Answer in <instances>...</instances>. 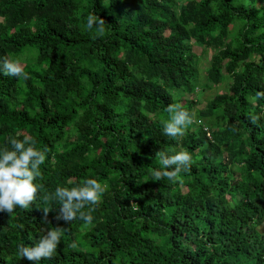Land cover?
<instances>
[{"label": "trees", "instance_id": "trees-1", "mask_svg": "<svg viewBox=\"0 0 264 264\" xmlns=\"http://www.w3.org/2000/svg\"><path fill=\"white\" fill-rule=\"evenodd\" d=\"M194 48L211 52L201 78ZM15 55L27 79L0 72V149L48 152L35 201L0 212V264H264V0H0ZM170 103L194 114L182 137L163 132ZM169 149L192 155L182 183L152 180ZM85 178L108 186L92 224L57 220L44 193ZM52 227V259L19 258Z\"/></svg>", "mask_w": 264, "mask_h": 264}, {"label": "clouds", "instance_id": "clouds-1", "mask_svg": "<svg viewBox=\"0 0 264 264\" xmlns=\"http://www.w3.org/2000/svg\"><path fill=\"white\" fill-rule=\"evenodd\" d=\"M105 21L95 13L87 16L86 27L88 30L95 28V35L105 33ZM0 72L7 76L22 77L27 79L24 66L18 59L4 57L0 59ZM264 98V92L258 91L256 99ZM168 119L162 121L163 132L169 137H182L194 122V114L182 107L180 103H170L166 108ZM250 121L255 124L259 119L255 114L250 115ZM10 148L0 149V212L10 215L17 207L28 209L39 191L44 185L38 183L41 178L40 166L45 162L47 147L38 148L36 141L31 136L23 139L9 137ZM160 168L152 171V180L170 181L182 183V172L190 170L193 158L186 150L169 149L168 152L158 151ZM108 186L95 178H85L75 186H58L54 193L45 192L42 199L46 203L58 202L59 212L57 220L66 223L74 219L83 220L91 225L92 212L102 200ZM87 208V211L84 209ZM52 208L43 209L44 220L47 222V214ZM61 227H52L43 232L31 245H19L18 256L29 261L38 262L44 259H52L61 242Z\"/></svg>", "mask_w": 264, "mask_h": 264}, {"label": "rangeland", "instance_id": "rangeland-1", "mask_svg": "<svg viewBox=\"0 0 264 264\" xmlns=\"http://www.w3.org/2000/svg\"><path fill=\"white\" fill-rule=\"evenodd\" d=\"M194 50L198 54L197 71H198V74L201 78L205 69L207 67H209L210 60H211V58H210L211 52L207 49H202V48L200 50L198 48H194ZM17 58L18 57L15 55L14 59H17ZM19 58H20V56H19ZM223 88H224V86H221L219 84V85L212 87L211 89H207V90L200 92L198 95V98L196 99V102L199 103L198 106H200V105L203 106L204 102H206L207 99H209L214 93L220 92L221 89H223ZM198 106L196 105V107H198ZM261 228H262V230H264V224L261 225Z\"/></svg>", "mask_w": 264, "mask_h": 264}]
</instances>
